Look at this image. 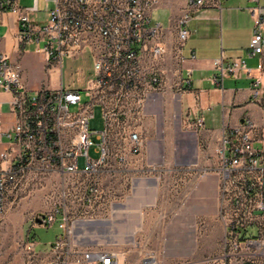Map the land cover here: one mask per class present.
Instances as JSON below:
<instances>
[{"label":"built area","instance_id":"2783aa9c","mask_svg":"<svg viewBox=\"0 0 264 264\" xmlns=\"http://www.w3.org/2000/svg\"><path fill=\"white\" fill-rule=\"evenodd\" d=\"M49 1L52 8L43 11L41 18L37 2L24 8L18 0H0V15L15 17L19 51L32 45L34 53L43 55L51 65L87 51L92 68L83 89L86 100H81L79 90L61 86L28 90L20 65L0 52V95L9 96L6 103L14 116L10 128L0 127V213L8 187L17 183L27 169L82 175L91 179L86 184L88 194L99 197L103 194V175L162 170L170 177L166 183L172 198L186 176L195 174L197 178L201 173L213 176L217 182L216 217L222 226V240L219 252L199 263L264 264V146H254L259 131L252 121L243 119L224 130L214 151L213 165L167 167L163 157L150 162L143 154L144 117L149 102L168 91L178 95L188 83L175 67L167 65V58L173 54L178 64L180 46L189 34L185 23L209 2L187 0L172 35L178 43L172 53L167 50L168 37L162 23L152 17L160 0H45V5ZM249 1L253 3L249 8L253 33L246 53L250 58L257 57V64L253 69L241 58H218L213 60L212 79L218 83L225 75L244 73L252 79L253 94L257 96L264 74V7L258 0ZM253 70L258 74L253 75ZM71 105L76 106L75 111L69 110ZM95 105L100 106L103 128L91 132L89 119ZM202 129L201 117L184 122L185 131L198 133ZM90 148L96 157L89 156ZM80 157L85 161L81 168L77 163ZM129 180V191L133 192L136 177L130 176ZM92 199L86 196L85 200L90 203ZM168 215L159 212L161 218ZM57 216L56 210L37 216L35 222L47 227ZM60 227L63 230L62 221ZM49 246L56 255L58 241ZM55 257L49 264H71ZM114 257L106 251L85 252L82 261L115 264Z\"/></svg>","mask_w":264,"mask_h":264},{"label":"rangeland","instance_id":"374dc122","mask_svg":"<svg viewBox=\"0 0 264 264\" xmlns=\"http://www.w3.org/2000/svg\"><path fill=\"white\" fill-rule=\"evenodd\" d=\"M18 2L24 8L37 2L41 18L43 11L52 8V3L45 5V0ZM157 16L154 13L153 19ZM0 42L6 46L5 40ZM166 44L173 53L178 43L171 37ZM33 49L30 45L23 51L17 50L22 56L15 50L1 51L12 63L21 66L28 90L61 86L79 90L81 100H86L83 89L92 68L87 51L51 65ZM171 56L169 62L174 61ZM75 109V105L69 107L70 111ZM102 128L100 106L95 105L89 130ZM92 140L95 141L94 134ZM89 156L96 157L92 148ZM174 160L179 161L178 154ZM84 162L80 157L78 167ZM209 165H213L211 161ZM130 176L136 177L133 192L129 191ZM167 178L168 173L162 170L150 174L120 171L114 177L103 175V194L99 197L88 194L86 184L91 179L82 175L25 170L18 182L8 187L0 213V264H49L55 256L71 264L74 261L87 264L82 261L85 252L102 251L113 253L115 264H144L148 259L152 264H200L201 259L217 254L221 246L216 179L201 173L194 180L186 176L179 183L177 198H170ZM86 196L93 198L90 203ZM56 210L58 216L52 225L37 226V216ZM162 211L169 215L161 218ZM55 239L59 243L56 255L49 246ZM29 244L32 246L27 248Z\"/></svg>","mask_w":264,"mask_h":264},{"label":"crops","instance_id":"0c3cea01","mask_svg":"<svg viewBox=\"0 0 264 264\" xmlns=\"http://www.w3.org/2000/svg\"><path fill=\"white\" fill-rule=\"evenodd\" d=\"M205 1L209 4L194 11L185 23L189 34L180 46L178 64L169 62L167 58V65L175 67L188 83L180 94L173 95L168 91L150 101L146 109L143 145L146 161L151 162L161 156L167 167L192 164L200 168L208 165L214 161V151L224 130L243 119L252 121L259 131L254 146H264V74L260 76L261 93L257 96L253 94L252 79L244 73L225 75L218 83L212 79L213 60L218 58L224 61L241 58L247 66L253 69L256 66L257 57L250 58L246 53L253 33V16L249 10L253 3L249 0ZM258 4L264 7V0H258ZM186 6L187 0H160L153 11L152 17L157 13L154 20L162 23L168 39L174 34L177 20ZM16 33L15 17L9 13L1 14L0 41L5 40L6 46L3 47L0 42V52L15 50L21 54L17 51ZM38 55L45 60L43 55ZM252 74L257 75V70H253ZM21 75L27 88L22 68ZM8 98L7 94L0 95L2 129L10 128L14 122L6 103ZM197 117L203 119L204 129L198 133L185 131L184 122ZM175 154L179 155L178 162L174 160ZM195 176L189 179L194 180ZM178 186L173 195L175 198Z\"/></svg>","mask_w":264,"mask_h":264},{"label":"bare ground","instance_id":"6f19581e","mask_svg":"<svg viewBox=\"0 0 264 264\" xmlns=\"http://www.w3.org/2000/svg\"><path fill=\"white\" fill-rule=\"evenodd\" d=\"M144 264H152L151 259L145 260Z\"/></svg>","mask_w":264,"mask_h":264}]
</instances>
